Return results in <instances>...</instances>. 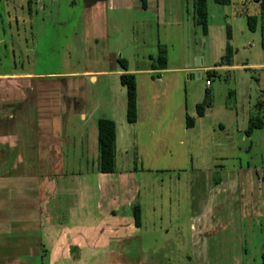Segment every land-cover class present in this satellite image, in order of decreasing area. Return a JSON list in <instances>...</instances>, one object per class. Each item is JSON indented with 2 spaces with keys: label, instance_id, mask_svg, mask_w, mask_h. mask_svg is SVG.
Here are the masks:
<instances>
[{
  "label": "rangeland",
  "instance_id": "374dc122",
  "mask_svg": "<svg viewBox=\"0 0 264 264\" xmlns=\"http://www.w3.org/2000/svg\"><path fill=\"white\" fill-rule=\"evenodd\" d=\"M74 2L0 0V72L82 70L86 66L114 70L120 68L118 57L125 55H132L127 58L130 64L140 68H149L154 59L156 62L157 21L152 15L131 8L104 10L112 25L117 23L119 30L110 29V35L116 31L117 38L106 42L111 54L87 58L85 32H91L92 23L102 15L98 10L84 9L83 2ZM206 5L205 35L192 24L188 14L181 15L186 24L183 43L164 39L159 32L161 40L170 42L169 69L135 74L138 123L119 120L126 128L116 141L115 171L122 179L116 183L120 188L117 195L126 205L125 219L128 213L132 216V205L139 206L140 236L134 243L137 249L133 247L138 264H207L211 257L213 260L223 253L220 264H261L264 102L261 106L257 103L264 101V21L254 31L247 28L245 15L256 13V5L247 0H231L227 4L206 0ZM227 31L233 67L219 69L210 76L201 69L198 76L190 77L187 72L170 68L219 62L225 51ZM244 63L250 66H241ZM206 78L209 86L205 85ZM84 82L94 106L86 112L84 121L64 120L66 131L62 141L67 172L62 177L73 178L74 183L78 180L82 203L76 200L67 215L61 210L58 218H51L44 233L48 244L63 227L75 225L80 230L103 222L108 206L115 207V213L119 211L99 186L94 160L96 154L98 159L97 121L93 118L115 109L125 100V90L115 73L98 76L96 82H89L85 76ZM197 103L204 106L203 114L198 116ZM186 115L193 119V124L183 128ZM256 117L262 125L245 134L250 119ZM83 152H87L84 160L88 170L83 167L86 164L78 162ZM235 174L236 192L231 187ZM218 182L221 183L216 185ZM209 187L213 201H206ZM105 189L108 190L107 185ZM235 195L238 199H233ZM195 197L199 200L194 203L191 199ZM200 207L215 212L210 218L211 226L205 227L206 235L220 237L219 241L209 242L202 255L191 245L189 226L191 212ZM110 221L114 223V218ZM193 222L196 226L194 219ZM239 241L243 242L241 250L237 249ZM31 264L48 261L36 259Z\"/></svg>",
  "mask_w": 264,
  "mask_h": 264
},
{
  "label": "crops",
  "instance_id": "0c3cea01",
  "mask_svg": "<svg viewBox=\"0 0 264 264\" xmlns=\"http://www.w3.org/2000/svg\"><path fill=\"white\" fill-rule=\"evenodd\" d=\"M77 2H83V8L89 12L98 10L102 15L92 23L91 32H85L88 35L85 36L87 58L96 55L108 56L112 51L106 46V42L114 36V39L117 38L116 31L110 35L111 27L119 30L117 23L112 25L104 10L131 8L132 11L152 15L157 21V55L161 49L164 51L165 64L159 67L154 59L152 63L149 62V68H140L130 64L127 58H132V55H125L123 58L126 61L125 69L121 66L114 70L86 66L82 70L0 72V264H31L36 259L41 261L46 259L48 264L49 262L50 264L139 263L137 252L133 249L134 243L139 241L138 226L133 225L130 213L126 219L124 218L123 209L126 205H122L123 199L119 194L117 195L120 188H117L116 184L122 181L120 173L119 177L116 176L115 151L117 138L122 136L123 128L126 126L119 123V120L127 124L125 100L120 101L115 109L109 111V114H100L93 118L97 121L98 118L104 117L114 122V170L110 173H101L98 170L97 172L99 186L107 194L104 196L114 200L118 213H115L117 212L115 207L108 206L104 210L103 222L80 230H77L75 225L63 227V231L54 238V241L49 242L50 244L44 238L45 228L50 225L51 218H58L57 213L61 210L62 214L65 211L67 215L71 207L75 206L76 200L78 204L82 203L78 194L80 189L76 186L78 180L74 183L73 178L62 177L67 174L64 170L62 150L66 131L63 129L64 120L84 121L86 112L94 106V102L88 98L85 76L89 82H96L98 76L111 73L118 74V77L124 72L132 73L135 78V74L141 71L152 73L169 69L167 64L170 42H164L161 36L164 39L173 38L179 44L183 43L186 24L181 15L188 14L192 24L200 27L203 35L207 32L206 0H75L74 3ZM247 2L256 5V13L252 15L256 16V27H259L264 21V0L258 2L247 0ZM102 17L104 18L100 22L99 19ZM13 19L16 21V17ZM259 31L261 35V29ZM159 32L163 35L160 36ZM229 39L230 32L227 31L226 40L229 42ZM121 49L120 47L118 51L121 52ZM118 55L121 56V53ZM151 59L149 56L150 61ZM218 63L205 66L182 64L170 68L174 71L187 72V76L190 77L198 76L197 71L201 69L212 71L211 74L214 75L219 69L234 66L231 57L229 64ZM241 66L250 65L244 63ZM209 85L210 82L206 86ZM135 93L136 116L133 122L138 123L137 86ZM144 124H147L146 121ZM182 124L183 128L187 127ZM85 153L87 152L81 153L82 157L78 158V162L86 164L83 167L88 170L87 161L84 160ZM94 160L97 168V154ZM106 185L108 190L105 189ZM231 187L236 192L238 188L236 174L231 181ZM211 189L206 194V201L207 198L208 201L214 200L210 194ZM233 199H238V196L235 195ZM191 200L195 203L199 198L195 197ZM225 201L227 199L223 202ZM202 207L199 211L191 212L192 222L189 225L191 245L198 249L199 255L206 252L209 242L212 244V241L220 239V237L214 238L216 234L212 237L206 235L205 230H208L205 227L211 224L210 218L215 216V212L212 214L213 210L207 211ZM112 218L114 223L110 221ZM125 222L126 227H124ZM234 233H237L236 229ZM240 241L239 246L240 244L241 246H238V250L243 246V242ZM238 254L240 255V251ZM224 257L223 253L215 256L213 260L212 257L206 259L207 264H220Z\"/></svg>",
  "mask_w": 264,
  "mask_h": 264
},
{
  "label": "trees",
  "instance_id": "16d2710c",
  "mask_svg": "<svg viewBox=\"0 0 264 264\" xmlns=\"http://www.w3.org/2000/svg\"><path fill=\"white\" fill-rule=\"evenodd\" d=\"M218 4H226L229 0H213ZM252 2H258L259 0H251ZM256 16L255 15H245L246 25L250 31H254L256 28ZM228 39V35H227ZM231 46L226 40L225 51L223 55L220 57L218 64H229L230 63V54ZM164 51H161L157 55V66L163 67L165 64V56ZM117 62L122 68H126V61L123 58L117 59ZM212 71H207V75L211 74ZM119 83L125 89V119L127 122H133L135 120L136 111H135V78L132 73H121L119 74ZM208 79V78H207ZM209 81V79H208ZM210 82V81H209ZM264 93V90L263 92ZM264 97V94L262 95ZM264 101H259L257 104H263ZM196 114L202 115L204 106L202 103H197L195 105ZM193 123V119L189 116H185V125L190 127ZM262 125V121L259 117L255 119H250V122L245 130V134H249L253 128L260 127ZM97 129V149H98V162L97 169L101 173H110L114 170V138H115V129L114 122L109 118L100 117L96 122ZM132 217L134 225L138 226L140 224L139 221V206H132ZM261 264H264V251L261 253Z\"/></svg>",
  "mask_w": 264,
  "mask_h": 264
},
{
  "label": "built area",
  "instance_id": "2783aa9c",
  "mask_svg": "<svg viewBox=\"0 0 264 264\" xmlns=\"http://www.w3.org/2000/svg\"><path fill=\"white\" fill-rule=\"evenodd\" d=\"M208 83H209V81H208V79H206V80H205V84L208 85Z\"/></svg>",
  "mask_w": 264,
  "mask_h": 264
}]
</instances>
